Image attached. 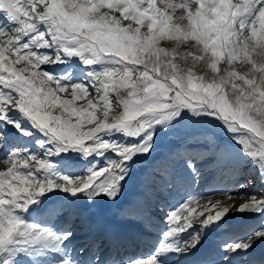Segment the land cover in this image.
Wrapping results in <instances>:
<instances>
[{
  "label": "snow or ice",
  "instance_id": "6c2138e0",
  "mask_svg": "<svg viewBox=\"0 0 264 264\" xmlns=\"http://www.w3.org/2000/svg\"><path fill=\"white\" fill-rule=\"evenodd\" d=\"M182 121L210 127L176 144L172 184L179 169L199 184L206 163L236 178L217 191L240 202L213 213L190 193L168 211L161 201L150 254L116 260L103 241L76 244L70 222L90 226L117 204ZM233 219L246 238L189 259ZM259 246L264 0H0V264H264Z\"/></svg>",
  "mask_w": 264,
  "mask_h": 264
},
{
  "label": "rangeland",
  "instance_id": "374dc122",
  "mask_svg": "<svg viewBox=\"0 0 264 264\" xmlns=\"http://www.w3.org/2000/svg\"><path fill=\"white\" fill-rule=\"evenodd\" d=\"M185 122H186V121H182V122H180L179 124L175 125V127L172 129L171 132H169V133H167V134H162V135H160V136L157 138V140L160 141V139H161L162 136H165L166 138H171V139H172L174 134H178V133H179V134H183V133H184L183 129L186 128L187 126H188V127H187L188 132H191V133L194 132V131H195V132H199V131H202V130L204 129V128L201 127L200 124H192L191 122H188V125H186ZM155 147H156V146H155ZM241 179H243V176L241 177ZM244 182H245V180H242V182H240V183H244ZM255 185H258V183H254L253 185L249 186V187L246 189V191H248V192H252L253 189L255 188V187H254ZM231 191H234V189H232ZM221 197L224 198V197H226V196L221 195ZM238 197H239V196H234L233 199H235V200H220L219 198L210 199L209 201L202 203V205H200V206L197 208V210H198V211H202V210H204V206H207V208H208L209 210H211L212 212H214L215 209H211V205H212L213 203H215L216 201H220L222 204H232L233 202H235V203H239L240 200H241L243 197H240L239 199H237Z\"/></svg>",
  "mask_w": 264,
  "mask_h": 264
},
{
  "label": "bare ground",
  "instance_id": "6f19581e",
  "mask_svg": "<svg viewBox=\"0 0 264 264\" xmlns=\"http://www.w3.org/2000/svg\"><path fill=\"white\" fill-rule=\"evenodd\" d=\"M188 127V126H187ZM195 132V131H194ZM184 139V138H183ZM163 144V143H162ZM198 167H203V164H200V165H198ZM231 190H232V188H231ZM217 191V190H216ZM214 194L213 193H211V194H209V196H213ZM221 195H223V196H226V193H223V194H221ZM202 205V204H201Z\"/></svg>",
  "mask_w": 264,
  "mask_h": 264
}]
</instances>
